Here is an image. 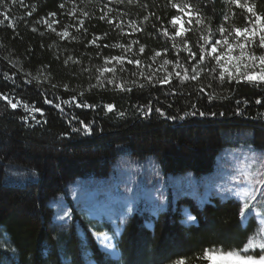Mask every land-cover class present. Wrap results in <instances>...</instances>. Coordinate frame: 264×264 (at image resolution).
Listing matches in <instances>:
<instances>
[{
	"label": "trees",
	"instance_id": "trees-1",
	"mask_svg": "<svg viewBox=\"0 0 264 264\" xmlns=\"http://www.w3.org/2000/svg\"><path fill=\"white\" fill-rule=\"evenodd\" d=\"M192 2L206 6L203 19L211 21L213 32L230 8L228 0ZM6 3L7 9L0 7V13L8 17L0 15V264H174L182 257L191 264H207L195 259L205 249L242 248L259 227L264 237V215L248 212V219L240 217L242 205L233 197L214 192L200 205L195 195L169 194L153 214L140 208L117 217L114 223L121 225L114 242L117 255H108L83 213L94 215L89 201L80 204L71 190L80 181L106 184L111 176L146 164L164 176L184 172L204 176L214 170L223 151L264 150V86L235 82L220 86L207 73L199 81L174 78L171 85L135 87L132 92H122L115 85L97 86L105 58L123 55L120 45L133 40L138 41L133 52L145 65L156 68L162 59L175 58L172 41L159 32L162 25L171 31L168 19L176 13L169 0ZM249 3L264 14V0ZM232 8L239 15L240 10ZM48 13L56 16L48 17ZM106 13L117 23L124 21L123 32L100 19ZM144 16L149 19L144 21ZM156 16L161 19L157 21ZM77 20L84 22L82 27ZM129 20L144 30L129 35ZM243 23L236 20L237 26ZM65 29L69 35L61 37ZM206 34L205 28L193 23L184 38L197 51L201 35ZM212 38L218 39L219 34ZM166 48V54L152 60L156 51L164 53ZM255 51L261 54L260 49ZM125 67L126 72L118 73L120 78L144 82L131 75L137 71L134 65ZM201 88L219 99L201 106ZM257 99L260 104L255 103ZM10 100L17 108L11 107ZM81 102L94 106L78 107ZM147 107L153 109L149 116L144 115ZM155 108L178 118L167 119ZM193 111L206 115L193 116ZM185 112L189 115L184 116ZM84 125H90L91 134L84 133ZM59 206L70 218L54 220L56 214H63ZM189 215L195 220H189ZM100 224L115 235L110 222Z\"/></svg>",
	"mask_w": 264,
	"mask_h": 264
},
{
	"label": "snow or ice",
	"instance_id": "snow-or-ice-1",
	"mask_svg": "<svg viewBox=\"0 0 264 264\" xmlns=\"http://www.w3.org/2000/svg\"><path fill=\"white\" fill-rule=\"evenodd\" d=\"M17 2L18 0H11L12 4H16ZM19 2L23 3V0H19ZM118 2L122 3L123 0H118ZM128 3H132V0H128ZM228 3L230 5L229 11L222 13L220 23L215 32H213L210 27L211 21L205 22L203 19L206 10L205 5L193 3L192 0H169L171 8L176 13L168 19V25H170L171 31L169 27L162 25L159 32L172 41L171 47L175 50V58L172 60L162 59V63L156 68H153L152 64L145 65L140 58L136 57V53L133 52V45L138 43V41L133 40L129 44L120 45L123 55L105 58V66L98 69L100 75L97 77V86L105 87L106 85H115L122 92H132L135 87L144 89L147 86L171 85L174 78L176 81L183 82L199 81L205 73L212 75L213 80L217 81L220 86H223L225 83L231 85L233 82L237 85L247 84L255 88L264 86V14L258 13L255 4L249 3V0H228ZM232 6L240 10L239 15L233 10ZM0 7L8 8L6 0H0ZM60 7L63 8L64 5L61 4ZM0 15H3L5 19L8 18L6 12L0 13ZM55 16L56 13H48V17L54 18ZM238 18L243 20L244 23L242 26H237L236 20ZM100 19L107 20L109 24H113L116 28H119L121 32L124 31L125 24L123 20L117 23L116 19L109 18L107 13L101 16ZM148 19V16L143 17L144 21ZM155 19L159 21L161 18L156 16ZM2 22L0 21V23ZM54 22L59 23V21ZM77 22L81 27L84 24L80 20H77ZM193 23L205 28L207 32L206 35H201L203 42L198 44L197 51H193L189 42L184 38L187 33L192 31ZM51 27V24H49V28ZM127 27L132 30L131 33H128L129 35L144 30L140 23L134 20H129ZM52 30L55 31L54 28ZM79 30L78 28L77 31ZM216 33L219 34V38L213 39L212 37ZM59 35L61 37H67L69 32L65 29ZM177 38L180 39L178 40ZM91 43H95V40ZM108 46L105 45V47ZM257 48L261 50V54L259 55L255 51ZM167 52V48L164 50V53L156 51L152 56V60L155 61L157 57H162ZM129 53H131V56H129ZM144 53L145 46L141 45L139 47V54L143 55ZM181 53H186V58L183 60ZM113 61L115 64L112 63ZM126 64L134 65L137 71L132 72L131 75L137 76L144 82L138 83L136 79L129 81L120 78L118 73L127 71ZM169 66H171V71L169 70ZM161 72L163 75H158ZM106 73L110 74V77H106ZM117 80L120 82L117 83ZM129 84H131V87L128 86ZM52 87H56V85L53 84ZM64 87L67 89L68 85H64ZM208 88H212V85L209 84ZM199 92L198 102L201 106H203L205 101L212 103L219 99V95L206 92L204 88L199 89ZM172 94L176 95V92L174 91ZM80 95L83 96L84 94L80 93ZM73 100H75V97H73ZM9 103L13 109L17 108L16 103H12L11 100ZM255 103L260 104L261 100L257 99ZM77 106L92 107L94 105L81 102ZM24 107L27 109L28 106L24 105ZM191 107L196 109L197 104L193 103ZM108 110L112 111L113 105H109ZM37 111L40 110L37 109ZM152 111L153 109L151 107H147L144 115L149 116ZM155 112L161 116H165L167 119L175 120L178 118L174 115L168 116L161 108H155ZM197 114L200 116L206 115L204 111H193L191 113L193 116ZM211 114L216 115L214 112ZM237 114H240L239 108H237ZM187 115L189 113L185 112L184 116ZM179 118L183 119L184 117ZM81 124H83V121H81ZM72 131L79 132L80 129L73 128ZM83 131L85 134H91L90 125H84ZM251 167L252 165H246L243 173L244 180L248 185L246 188L242 191H236L235 189L226 190L231 195L239 197L243 201L239 215L244 219H248V212H251L253 209H264V173L249 171L248 169ZM58 218H70V214L68 211H65L63 216ZM188 219L195 220V217L189 215ZM100 239L103 240L104 247L112 246L111 239L108 236L105 235ZM260 240L264 241V237H261ZM257 252H259V255L256 254ZM112 254L117 255L115 251ZM195 259H203L207 264H213L216 260L231 261L233 264H264V242H258L253 237L252 239H248L242 248L224 249L221 247L205 249L203 256H197ZM174 264H191V261L188 258L182 257L176 259Z\"/></svg>",
	"mask_w": 264,
	"mask_h": 264
},
{
	"label": "rangeland",
	"instance_id": "rangeland-1",
	"mask_svg": "<svg viewBox=\"0 0 264 264\" xmlns=\"http://www.w3.org/2000/svg\"><path fill=\"white\" fill-rule=\"evenodd\" d=\"M223 160H228V162L225 164ZM246 165H252L248 169L249 171L264 173V150L244 148L238 151H223L214 165V170L204 176H197L194 172L164 176L153 172L152 164L137 165L133 172L126 170L111 176L106 184L102 180L80 181L78 186L71 191L75 199H80L78 200L80 204L89 201L88 204L96 217L87 211H83V213L92 223L99 245L108 255L115 257L112 254L113 251L116 252L114 248L115 236L118 235L121 227L114 223L117 217L124 218L140 208H147L153 214L155 210L164 206L169 194L175 196L178 193L195 195L200 205L208 201L211 196H215V193L233 197L243 205V201L239 197L231 195L226 190L242 191L248 186L243 177ZM59 209L64 214V208L59 206ZM249 213L264 215V209H253ZM63 214H56L54 220H64L58 218ZM102 221L112 224L115 235L103 229V225L100 224ZM261 233L262 229L259 227L254 236L258 242H261ZM105 235L111 239L112 245L107 248L104 247V242L100 239ZM213 264H233V262L216 260Z\"/></svg>",
	"mask_w": 264,
	"mask_h": 264
}]
</instances>
